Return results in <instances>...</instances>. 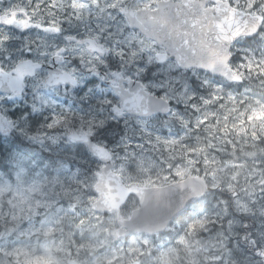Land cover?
<instances>
[{
	"label": "snow or ice",
	"instance_id": "6c2138e0",
	"mask_svg": "<svg viewBox=\"0 0 264 264\" xmlns=\"http://www.w3.org/2000/svg\"><path fill=\"white\" fill-rule=\"evenodd\" d=\"M62 140L91 166L37 163ZM0 264H264V0H0Z\"/></svg>",
	"mask_w": 264,
	"mask_h": 264
},
{
	"label": "flooded vegetation",
	"instance_id": "af4514ba",
	"mask_svg": "<svg viewBox=\"0 0 264 264\" xmlns=\"http://www.w3.org/2000/svg\"><path fill=\"white\" fill-rule=\"evenodd\" d=\"M88 23L89 22H86L84 24H76L75 22H73V24H66L65 28L68 32H74L77 30L84 32V30H80V29H83L84 27H86L88 25ZM80 26L82 28H80ZM28 39L34 42L32 44V55L36 56L37 58H39L41 60H44L45 63H47V58L39 56V52L41 50H43V46H41L39 44V42L41 40H43L45 42V44L48 45L49 50H50L51 45L60 43L59 40H54L51 37L44 36L43 34L38 33V32H33L31 34H28ZM23 44H24V36L22 35L20 40L14 42L13 47H20L22 49ZM46 67H47V65H46Z\"/></svg>",
	"mask_w": 264,
	"mask_h": 264
},
{
	"label": "rangeland",
	"instance_id": "374dc122",
	"mask_svg": "<svg viewBox=\"0 0 264 264\" xmlns=\"http://www.w3.org/2000/svg\"><path fill=\"white\" fill-rule=\"evenodd\" d=\"M189 75L191 76L192 75V73L191 72H189ZM251 88H252V92L251 93H249V95H253V96H259V95H261V89L259 90V87H257V88H255L253 85H249ZM126 128L127 129H131V127H129V126H126ZM58 144H60V146H61V148H60V151L61 150H64V152H65V155L66 156H69V157H73V158H77V159H79V160H85V158L83 157V155H82V153H80L78 150H75V149H73L70 145H68L67 143H65L63 140L60 142V143H58ZM47 146V145H46ZM48 147V146H47ZM59 151V152H60ZM57 160H62V159H57ZM63 161V160H62ZM64 163H66L67 164V169L66 170H62V172H61V174L63 175V176H67L68 174H70L72 171H74L78 166L77 165H75L74 166V169H71L70 170V164L68 163V162H65V161H63ZM87 166H91L90 165V162H87V161H85L84 162Z\"/></svg>",
	"mask_w": 264,
	"mask_h": 264
}]
</instances>
